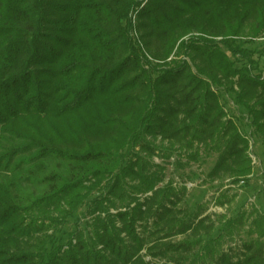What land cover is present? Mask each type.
Wrapping results in <instances>:
<instances>
[{
  "label": "trees",
  "instance_id": "1",
  "mask_svg": "<svg viewBox=\"0 0 264 264\" xmlns=\"http://www.w3.org/2000/svg\"><path fill=\"white\" fill-rule=\"evenodd\" d=\"M258 35L264 0H0V264H264V212L191 209L186 187L149 160L211 154L208 181L247 182L249 139L223 99L264 144V77L242 48ZM174 50L189 63L168 61ZM72 109L81 138L65 118ZM26 113L43 115L52 136L17 124ZM134 117L126 157L110 152L103 127ZM109 176L87 236L64 241L63 222ZM226 192L217 206L235 201Z\"/></svg>",
  "mask_w": 264,
  "mask_h": 264
},
{
  "label": "rangeland",
  "instance_id": "2",
  "mask_svg": "<svg viewBox=\"0 0 264 264\" xmlns=\"http://www.w3.org/2000/svg\"><path fill=\"white\" fill-rule=\"evenodd\" d=\"M129 19L132 26L131 37L135 46L147 59L153 61L148 53L143 49V43L139 39V33L135 30L137 16L136 12L129 14ZM197 34L191 33L183 37L184 40L189 37H195ZM217 40H220L218 38ZM243 49L254 51L252 58L257 63L256 71L253 75L258 74L264 77V36L258 35L251 39L250 43L242 44ZM176 49V48H175ZM175 50L172 52L168 61L183 59L184 57L179 54L176 55ZM189 63L188 59L184 58ZM225 111L227 116L232 118V121L239 127L242 135L249 139V154L251 158L255 159V165L251 169V173L247 182L240 184H230L228 180L222 182H210L205 177L215 162V155L201 153L197 162L188 161L185 158L187 154L181 153L170 154L168 158L163 156H156L149 158L152 164L159 165L163 168L165 180L174 182V185H183L187 189L186 203L193 209L196 205L207 204L205 215H210L211 218L214 214H226L227 217H233L241 209L245 208L255 209L257 212H264V144L250 135L251 129L248 127L249 119L242 113L239 117L232 105L231 101L225 97L223 99ZM237 117H239L237 119ZM71 128L75 131L76 135L80 137L84 129V124L76 109L68 110L65 114ZM16 123L19 125L32 124L39 127L49 136H52L44 123L43 115L35 113L20 114L16 118ZM138 127V117H134L125 122L111 123L103 127L101 139L107 145L110 152L120 156L126 157L128 152L129 140L135 129ZM81 138V137H80ZM147 140L160 147H167L165 142H159V138H147ZM52 143L57 144V140L52 139ZM168 148V147H167ZM141 157L148 158L145 154L140 153ZM112 182V177L102 178L99 182H94L89 188V191L84 196L81 204L76 208V211L71 217H68L60 227L58 236H62L65 241L74 231H80L85 236L88 234V223L90 221V209L93 200L103 197H108L107 191ZM227 191V194H235V201L230 205L217 206L215 199L221 192ZM89 210V211H88ZM244 239V237H241ZM237 242V241H236ZM238 243V242H237ZM145 260H149L145 258Z\"/></svg>",
  "mask_w": 264,
  "mask_h": 264
},
{
  "label": "built area",
  "instance_id": "3",
  "mask_svg": "<svg viewBox=\"0 0 264 264\" xmlns=\"http://www.w3.org/2000/svg\"><path fill=\"white\" fill-rule=\"evenodd\" d=\"M249 157H250V159H251V165H252V167H253V164L255 165V159L253 158H251V156H250V154H249ZM240 183H243L242 181L241 182H239L238 184H240Z\"/></svg>",
  "mask_w": 264,
  "mask_h": 264
}]
</instances>
